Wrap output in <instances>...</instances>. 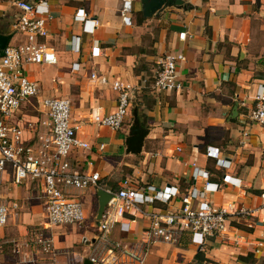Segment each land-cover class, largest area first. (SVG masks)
<instances>
[{"label":"crops","instance_id":"0c3cea01","mask_svg":"<svg viewBox=\"0 0 264 264\" xmlns=\"http://www.w3.org/2000/svg\"><path fill=\"white\" fill-rule=\"evenodd\" d=\"M27 1L42 2L40 7L47 9L43 41L56 62L23 65L39 93L22 102L10 121L23 129L27 145H35L38 135L51 128L42 99H69L71 122L80 125L77 136L89 145L73 148L69 158L81 172L99 173L97 185L69 192L83 203L85 213L98 204L97 188L114 191L124 178L137 190L153 185L186 192L210 182L206 202L260 207L264 126L248 116L257 85L264 83V0H172L150 16L144 15L140 0H133L131 25L122 22V0ZM18 16L13 0H0V38L7 37L6 45L26 41L25 33L15 27ZM180 32H186L185 39H179ZM167 52L185 56L177 68L183 85L158 91L155 73ZM92 71L137 87L117 131L92 122L94 107L107 114L118 105L110 83L90 81ZM134 110L147 132L138 153L126 150ZM209 146L218 148L217 158L226 166L205 154ZM193 163L208 176L194 175ZM41 195L38 180L16 183L10 166L2 173L0 201L16 203L17 208L0 227V264H88L93 252H103L93 248L99 235L97 212L94 221L86 214L81 224L49 229L54 255L37 251L32 242L28 245L33 229L45 221ZM179 206L178 196L141 204L125 214L130 229L122 231L116 222L111 238L138 246L149 225L148 212ZM198 250L218 264H264V210L231 216L224 234L208 236L202 244L184 234L175 244L150 245L146 264H195Z\"/></svg>","mask_w":264,"mask_h":264},{"label":"built area","instance_id":"2783aa9c","mask_svg":"<svg viewBox=\"0 0 264 264\" xmlns=\"http://www.w3.org/2000/svg\"><path fill=\"white\" fill-rule=\"evenodd\" d=\"M132 1L122 0L121 3V19L125 25H131L132 22ZM13 3L19 11L15 27L25 33L26 41L18 45H6L0 56V179L7 166H10L16 183L25 179L40 182L45 221L33 229L28 245L32 242L37 251L54 255L53 238L48 230L66 224H81L86 219L82 202L70 196V193L97 185L99 173L81 172L73 167L69 158L73 148L89 147L87 142L77 136L80 125L71 122L69 99H42L41 104L46 110L51 128L48 133L38 135L35 145H27L23 140V129L10 121L22 102L39 93V85L25 74L23 65L56 62L55 53L43 41L48 30L44 16L47 9L40 7L42 2L34 4L27 0H13ZM80 18L85 21L84 16ZM185 37L186 32L179 33V39ZM78 48L79 44L76 46L77 50ZM184 59L182 52H167L161 57L154 79V87L158 91H175L182 87L177 68ZM89 79L96 85L110 83L118 101L116 110L111 113L105 114L99 107H94L91 112L92 122L111 130H119L129 110L136 85L121 79L111 81L106 75L96 71L91 72ZM253 98L254 106L248 118L250 122L264 126V83H258ZM205 154L217 158L218 148L209 146ZM224 162L217 158V163L221 166H226ZM193 166L194 175L199 173L208 176L206 171L197 170L194 163ZM211 184L213 183L206 182L203 189L192 187L186 192L172 186L157 190L153 185L137 190L129 178L122 179L119 187L110 191L112 196L98 220L99 235L93 248L94 251L103 252H93L89 257L91 263L146 264L150 245L175 244L184 234L189 235L192 241L202 244L208 236L224 234L231 216H251L255 211L264 210V183L262 203L257 209L234 201L220 205L206 202L205 194ZM173 196L180 199L177 209L147 213L149 225L144 229L143 239L138 246H129L111 238L116 222L120 224L122 231L130 229L128 220H125L126 213L144 203L168 202ZM16 208V203L0 201V227L7 223L11 210ZM86 240L85 238L84 241ZM78 260L81 261V258Z\"/></svg>","mask_w":264,"mask_h":264},{"label":"water","instance_id":"95a60500","mask_svg":"<svg viewBox=\"0 0 264 264\" xmlns=\"http://www.w3.org/2000/svg\"><path fill=\"white\" fill-rule=\"evenodd\" d=\"M143 8V13L145 16H150L156 9L161 8L167 2L172 0H140ZM7 37L0 38V49L2 50V55L4 48L7 43ZM146 130L141 126L137 119V112L134 110V123L130 127V135L126 138V150L131 153H138L141 150L143 139L146 135ZM98 195V207H97V219L100 220L104 212V209L110 200L112 194L102 188H97ZM85 263H90V261H85Z\"/></svg>","mask_w":264,"mask_h":264},{"label":"trees","instance_id":"16d2710c","mask_svg":"<svg viewBox=\"0 0 264 264\" xmlns=\"http://www.w3.org/2000/svg\"><path fill=\"white\" fill-rule=\"evenodd\" d=\"M193 261L195 264H218L216 261L208 258L205 255V252L202 250H198L193 257Z\"/></svg>","mask_w":264,"mask_h":264},{"label":"rangeland","instance_id":"374dc122","mask_svg":"<svg viewBox=\"0 0 264 264\" xmlns=\"http://www.w3.org/2000/svg\"><path fill=\"white\" fill-rule=\"evenodd\" d=\"M37 114H39V112ZM82 205H83V203H82ZM97 207H98V204L97 205H94L93 209L89 213H86L87 214V219H90L91 221H94L95 220V217L94 216H95V214L97 212ZM69 225H75V224H69Z\"/></svg>","mask_w":264,"mask_h":264}]
</instances>
